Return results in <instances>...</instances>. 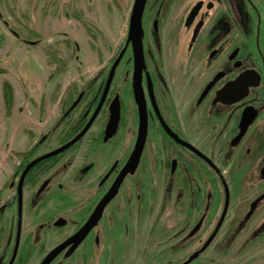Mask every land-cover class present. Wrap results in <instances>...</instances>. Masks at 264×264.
I'll return each instance as SVG.
<instances>
[{
    "label": "flooded vegetation",
    "instance_id": "obj_1",
    "mask_svg": "<svg viewBox=\"0 0 264 264\" xmlns=\"http://www.w3.org/2000/svg\"><path fill=\"white\" fill-rule=\"evenodd\" d=\"M127 37L118 64L62 105L57 145L38 153L44 135L15 154L0 264H264V0H146L136 81ZM149 217L163 248H145Z\"/></svg>",
    "mask_w": 264,
    "mask_h": 264
},
{
    "label": "rangeland",
    "instance_id": "obj_2",
    "mask_svg": "<svg viewBox=\"0 0 264 264\" xmlns=\"http://www.w3.org/2000/svg\"><path fill=\"white\" fill-rule=\"evenodd\" d=\"M133 2L134 0H0V46L4 41L2 34L7 38L16 35L17 40L23 43L36 42L26 46L29 54H23L22 57L29 58L37 71H40L41 67L43 75L47 73L46 79L44 76L40 83V87L44 84L45 89L41 101L33 103L25 94L29 104L27 119L35 124L34 129L39 130L37 135H34V142L44 135L48 138L38 149V153L55 147L61 138L62 130L53 129V125L55 126L60 117L62 105L65 106L66 101L73 99L82 88H91L98 84L99 78L107 74L109 67L124 49ZM148 37L147 34L146 40ZM150 42L151 40L148 47L152 50L153 43ZM128 53L117 70L118 74L126 78L131 72L129 48ZM11 55L5 56L3 50L0 51V71L1 68H14V64L10 63ZM4 56L7 59L5 62ZM20 56L16 54L14 60L17 62L22 58ZM7 75L14 79L15 73L9 72ZM128 90L129 88L124 86V100L132 106L131 98H127ZM95 129L93 128V131ZM6 130L8 131V126ZM2 137L3 129L0 126V140ZM0 143L2 147L6 145L5 140ZM17 159L16 155L12 154L6 160L9 171L1 172L3 178L14 171ZM216 164L219 165L217 160ZM223 169L227 171L229 167L223 166ZM6 189H1V193L5 194L4 197L0 196L2 200H8L10 197L11 191L8 188L6 192ZM212 206L217 209L219 200H214ZM13 214V209L6 211L7 216ZM263 217L264 207L257 212L254 222ZM153 220V217H149L144 221L143 237L144 240L148 238L145 248H163L168 241L164 242V239L158 238L160 231L154 228ZM152 232H155V235L150 236ZM218 237L210 248H217ZM253 248H264V241ZM139 259L130 257L132 262L129 264H142Z\"/></svg>",
    "mask_w": 264,
    "mask_h": 264
},
{
    "label": "crops",
    "instance_id": "obj_3",
    "mask_svg": "<svg viewBox=\"0 0 264 264\" xmlns=\"http://www.w3.org/2000/svg\"><path fill=\"white\" fill-rule=\"evenodd\" d=\"M16 36V35H15ZM7 38L4 34L0 51L3 50L5 56L12 54L10 57V63L14 64V68H1L0 71V126L3 129V140L6 141V145L2 147L0 143V188L5 183V178L2 177L1 172H8L9 167L5 164L6 160L12 156V154H23L26 152L35 141L36 133L39 130L34 129L35 124L30 122L28 118V102L25 94L33 102L41 101L45 94L44 84L40 87L41 80L46 75L34 68L33 63L29 58L22 57L29 54V49L26 46H30L27 42L23 43L17 40V37ZM16 54L21 55L16 62L14 56ZM4 56V62L7 59ZM15 62V63H14ZM48 69V67H47ZM17 70V72H15ZM15 73L14 79L8 77L7 74ZM8 83L13 90L12 106L9 112L6 111L3 99V84ZM40 87V88H39ZM8 126V131L6 130Z\"/></svg>",
    "mask_w": 264,
    "mask_h": 264
},
{
    "label": "water",
    "instance_id": "obj_4",
    "mask_svg": "<svg viewBox=\"0 0 264 264\" xmlns=\"http://www.w3.org/2000/svg\"><path fill=\"white\" fill-rule=\"evenodd\" d=\"M145 3H146V0H134L133 6L131 9V13H130V17H129L127 44L131 43V47H132V52H133V57H134V68H135V72H134V75H135L134 80L135 81H136L137 74L139 73L140 66L142 65L141 18H142ZM27 43L29 45H34V42H27ZM123 51L124 50H122L120 52L118 58L116 59L114 65H113V68L118 64L120 58L123 55ZM107 86H108V82L106 84L105 90L107 89ZM134 90H135L136 100L139 102V93H138V89L136 87V84L134 86ZM139 106L141 108L140 104H139ZM118 113H119L118 106L114 105L111 108V118H110V121L107 124L106 130H105L106 137L112 136L113 133L115 132L117 119H118ZM242 132H243V129H242ZM82 134H83V131L76 138H74V140H72V142H70V143H73L74 141H76ZM69 145L70 144H67V145L63 146V148H65ZM141 149H142V141L139 140V142L136 145L134 154L137 156V154L140 153ZM35 162L36 161H33L29 165V167H31Z\"/></svg>",
    "mask_w": 264,
    "mask_h": 264
},
{
    "label": "trees",
    "instance_id": "obj_5",
    "mask_svg": "<svg viewBox=\"0 0 264 264\" xmlns=\"http://www.w3.org/2000/svg\"><path fill=\"white\" fill-rule=\"evenodd\" d=\"M3 99H4L5 109L7 112H9L12 106L13 90L8 83L3 84Z\"/></svg>",
    "mask_w": 264,
    "mask_h": 264
}]
</instances>
